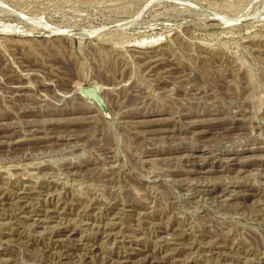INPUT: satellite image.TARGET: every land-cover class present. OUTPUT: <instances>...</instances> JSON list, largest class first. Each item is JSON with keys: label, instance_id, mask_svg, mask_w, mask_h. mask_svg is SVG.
I'll list each match as a JSON object with an SVG mask.
<instances>
[{"label": "rangeland", "instance_id": "374dc122", "mask_svg": "<svg viewBox=\"0 0 264 264\" xmlns=\"http://www.w3.org/2000/svg\"><path fill=\"white\" fill-rule=\"evenodd\" d=\"M0 264H264V0H0Z\"/></svg>", "mask_w": 264, "mask_h": 264}, {"label": "water", "instance_id": "95a60500", "mask_svg": "<svg viewBox=\"0 0 264 264\" xmlns=\"http://www.w3.org/2000/svg\"><path fill=\"white\" fill-rule=\"evenodd\" d=\"M82 93L89 98L90 100H92L94 103L98 104V105H102L103 104V99L99 94L98 89L93 86V87H88V88H83Z\"/></svg>", "mask_w": 264, "mask_h": 264}, {"label": "bare ground", "instance_id": "6f19581e", "mask_svg": "<svg viewBox=\"0 0 264 264\" xmlns=\"http://www.w3.org/2000/svg\"><path fill=\"white\" fill-rule=\"evenodd\" d=\"M80 94V93H79Z\"/></svg>", "mask_w": 264, "mask_h": 264}]
</instances>
